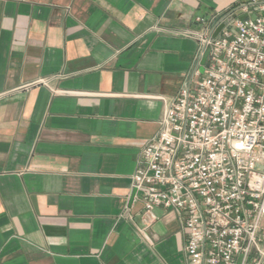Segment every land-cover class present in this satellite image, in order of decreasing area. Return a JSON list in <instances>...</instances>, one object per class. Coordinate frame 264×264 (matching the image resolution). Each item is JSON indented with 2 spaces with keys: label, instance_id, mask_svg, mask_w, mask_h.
<instances>
[{
  "label": "crops",
  "instance_id": "1",
  "mask_svg": "<svg viewBox=\"0 0 264 264\" xmlns=\"http://www.w3.org/2000/svg\"><path fill=\"white\" fill-rule=\"evenodd\" d=\"M244 1L0 0V264H187L181 221L144 224L132 175L203 72L182 32Z\"/></svg>",
  "mask_w": 264,
  "mask_h": 264
},
{
  "label": "built area",
  "instance_id": "2",
  "mask_svg": "<svg viewBox=\"0 0 264 264\" xmlns=\"http://www.w3.org/2000/svg\"><path fill=\"white\" fill-rule=\"evenodd\" d=\"M194 22L182 34L197 42L203 72L165 101L132 175V201L148 226L156 208L175 212L187 264H263L264 0Z\"/></svg>",
  "mask_w": 264,
  "mask_h": 264
},
{
  "label": "water",
  "instance_id": "3",
  "mask_svg": "<svg viewBox=\"0 0 264 264\" xmlns=\"http://www.w3.org/2000/svg\"><path fill=\"white\" fill-rule=\"evenodd\" d=\"M221 28H222V25L219 26V27L216 29V31H215L214 34H213L214 37L219 33V31L221 30ZM208 51H209V49L207 48L206 51L204 52L203 56H202L201 59H200V65H201V66H203V65H205L206 67L208 66V63L206 62V58H207V55H208Z\"/></svg>",
  "mask_w": 264,
  "mask_h": 264
}]
</instances>
